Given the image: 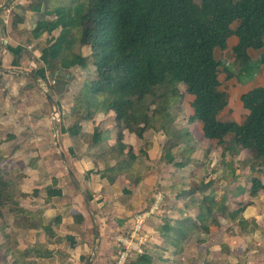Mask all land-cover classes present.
Instances as JSON below:
<instances>
[{"label": "trees", "instance_id": "obj_1", "mask_svg": "<svg viewBox=\"0 0 264 264\" xmlns=\"http://www.w3.org/2000/svg\"><path fill=\"white\" fill-rule=\"evenodd\" d=\"M36 1L37 4L31 5L30 9L40 18L30 33L31 37L40 39L45 34L59 33L41 52L40 60L45 67L34 73L46 81V70L56 62L57 69L68 71L75 67L86 68L93 59L98 77L86 83L80 91L76 113L82 116V120L94 123L98 116H107L111 112L115 115L114 146L110 147L108 139L103 137L107 131L100 124L95 126L92 137V145L105 150V170L96 172L103 179L111 184L120 175L130 181L134 179V183L142 180L140 155H146V151L137 153L133 147L127 148L123 143L125 134L143 139L148 130L161 128H166L167 137L162 159L185 177L183 171L192 163L200 146H197L199 142H194L196 138L189 128L174 127L172 106L180 95V84L194 97L191 106L195 112L188 118V124L199 122L202 138L222 148V160L214 172H220L224 180L236 178L234 162L224 161L230 148L250 150L264 165V86L241 97L244 110L248 111L244 123L221 120L219 115L228 106L229 95L221 90L222 63L215 57V51L225 50L228 39L236 36L239 43L233 48V55L237 69L226 68L230 72L228 78L237 77L239 82H244L255 76L259 66L264 68V54L258 64L248 54L250 49L264 47V0H201L200 5L197 0ZM82 47L91 48V57L81 53ZM7 49L14 58L12 66L20 68L27 49L23 45H9ZM0 69H3L1 63ZM59 129L62 134L70 136L82 132L79 125ZM228 137H232V142L226 146ZM112 161L114 165L110 164ZM190 183L189 180L182 181L180 188L184 192L177 197L184 195L191 199L192 203L186 206L188 209L198 203V215H186L174 225L164 224L160 228L165 243L176 253L183 251L185 239L198 235L210 223H217V213L237 223L243 231L251 225V231L255 228L254 221L242 216L245 207L229 212L226 201L215 204L212 195L202 194L200 200L193 198L195 193H204L203 189L211 188L214 181L203 185L201 182L196 188H190ZM56 185L54 179L53 184L46 187L48 200L63 196ZM173 189L176 191L179 187ZM261 191L264 192V184L255 177L250 195L256 197ZM38 194V190L32 193L33 196ZM86 194L93 201L94 197L89 192ZM21 197L18 185L6 178L0 166V220L8 210L20 215L18 220L22 223L26 221L30 227L39 226L54 237L50 226H44L41 220L36 222L37 217L20 206ZM78 220L83 222L84 218L79 215ZM58 224L59 219L55 222ZM4 237L7 251L16 258L15 264H23L19 257L24 252L13 250L12 237L6 234ZM69 240L74 246L73 238L69 237ZM49 255L37 254L38 257ZM153 261L152 255L144 253L135 256L129 264H152Z\"/></svg>", "mask_w": 264, "mask_h": 264}, {"label": "crops", "instance_id": "obj_2", "mask_svg": "<svg viewBox=\"0 0 264 264\" xmlns=\"http://www.w3.org/2000/svg\"><path fill=\"white\" fill-rule=\"evenodd\" d=\"M0 2V8L7 4L13 8V14L10 16L3 15L4 11L0 13V40L3 39L4 41L3 46H0L2 68L5 70L20 69L12 66L14 58L9 53L7 46L23 45L20 43L24 39H26L27 47L33 50L37 46H42L41 49L37 47V50L34 51L42 64L40 60L42 50L52 38L58 36L59 32H54L51 35L45 34L40 39L31 37L27 40L28 35L31 36L30 33L39 20V15L33 12L30 7L28 8L31 0H14L13 3H10V0H0ZM238 43L239 39L236 36L230 37L227 41V48L216 50L215 57L222 63L221 72H224L225 80L230 82L229 88L225 86L223 88V91L229 95V104L220 113L219 118L222 119L223 116H226L223 121L242 124L247 119L248 111L244 110L241 97L257 87L264 86V68L262 65L259 66L255 76L244 82H239L237 77L228 78L230 72L226 68L233 71L237 69L233 48ZM24 47L26 48V46ZM81 53L85 57H91L92 51L90 47H82ZM248 54L252 61L258 64L264 54V47L260 50L250 49ZM21 63L25 70L36 71L32 67H27L31 63L35 65V61L30 62L24 57ZM90 67L91 65L86 68L75 67L68 71L57 69L56 75H53V84L48 91L58 106L56 119L53 108L39 86L36 82L28 80L27 77H18L17 79H20L18 82L11 81L5 89H0L3 92L0 94V166L6 178L15 182L21 190L20 206L32 212L37 217L36 222L41 220L44 226H50L55 234L54 237H51L43 228L39 226L30 227L26 221L22 223L18 220L21 218L20 215H14L8 210L5 211L4 219L0 220V264L16 263V258L14 259L5 247L4 234L12 237L13 250L24 252L20 257L17 256L23 264H87V259L91 254L95 237L94 229L88 219L89 214L84 208V200L81 194H78V190L72 183L62 161L55 140V125H58L60 148L66 155L72 171L85 193L89 192L94 197L91 205L94 212H97L96 219L101 232L94 264L117 263L115 239L118 235H126L132 230L134 212L137 210L133 209H142L141 206L146 199L145 192L148 193L145 190H148V187H152L154 185L152 183L157 181V174H160V171L157 170V165L153 163V158L149 152L146 154L150 159L147 165L148 171L147 169L144 171L142 168L143 173L140 175L144 178L136 183H132L125 175H120L115 183L111 184L96 173L105 170L106 162L105 152H102L104 148H96L92 145L94 128L100 124L106 129L107 133L103 137L108 139V144L112 147L116 143V123L113 112L107 116H98L96 123L82 120V116L76 113V99L80 91L86 82L94 81L98 77L96 68L92 71ZM73 73L78 76L77 78L88 75V79H85L78 89H75L71 83L72 80H75ZM91 73L94 74V77L91 76ZM58 74L62 75L61 80L58 79ZM221 74L219 79L222 84ZM6 76L17 77L18 75ZM57 80L61 81L62 85L60 82L57 84ZM7 89L11 93L5 97L4 92ZM11 94L14 98H11ZM13 101L14 104H11ZM78 125L82 127L80 134L76 132L75 135L70 136L59 131L62 126L68 129ZM197 127L202 137L199 122ZM9 136H14V138H9ZM143 139L134 134L126 133L123 143L126 144L127 148L133 147L136 151H140ZM152 148L155 149V144L152 145ZM248 151L250 150L230 148L227 149L226 154H231L234 157L233 160L235 159L234 161L238 160L244 163ZM141 159L144 160V157ZM255 160L259 161L260 167L256 168L254 172L261 174L263 180L261 177L259 178L264 184V165L262 160ZM114 163L112 161L110 164L114 165ZM235 167V179L232 178V181L227 183L225 180L219 179L220 181L216 183L219 188H222L221 186L231 188V190L227 189L230 194L225 191L226 189L219 196L211 193L212 201L215 204L223 201H226V204L236 203L237 205L232 208L233 210L226 205L229 212L238 210L239 204L243 203L242 207H245V210L242 216L246 220L254 221L255 228L251 231V225L247 231H243L237 223L225 220L222 213H217L215 215L217 223H210L196 235L195 240L200 244L198 247L199 258H192L195 256L191 254V249L185 244L188 239L184 241L183 251L185 253H176L173 247L165 243L160 234V228L164 224L174 225L178 219L177 214H184L182 217H185L187 212H190L191 209H186L184 206L182 208L184 210L179 208L181 201L185 198L183 195L181 200H177V207L170 206L173 208L172 210L162 209L163 204H161L160 212L145 225L144 233L148 236V240L143 248L145 253L153 256L152 264H264V192L261 191L256 197H252L250 195L252 180L249 185H245L241 174L242 170L240 171L237 163H235ZM173 169L175 170V168ZM252 169L249 167V171L244 173L249 175L253 171ZM10 171L13 176H11ZM183 172L186 173V170ZM172 174L170 180H161L160 185L163 192L161 195L164 199H166V195L170 196L176 203L178 194L184 192L180 188L182 181H188V179H183L181 176L183 174H178L176 171ZM54 179L57 180L55 188L62 190L63 196L48 200L46 187L52 185ZM175 186L179 187L176 191L173 189ZM119 187H124L123 195H125V190H128L132 196L127 204L122 202L121 194H115V201L111 200V194L117 192ZM167 187L169 188L167 189ZM35 190L39 191L37 196L32 195ZM204 194L208 196L207 193ZM157 196L156 193L153 195L154 202ZM114 206L116 207L114 208ZM176 209L178 210L175 216H166L165 213L172 214L171 212ZM79 215L84 218L83 222L78 220ZM122 217L128 220L124 219L123 221ZM57 219H59V224L55 225ZM229 229L232 230L229 231ZM69 237L73 238L74 246ZM38 253H50L51 255L38 257ZM156 258H158L157 261ZM134 259L135 257L132 260Z\"/></svg>", "mask_w": 264, "mask_h": 264}, {"label": "rangeland", "instance_id": "obj_3", "mask_svg": "<svg viewBox=\"0 0 264 264\" xmlns=\"http://www.w3.org/2000/svg\"><path fill=\"white\" fill-rule=\"evenodd\" d=\"M13 2H14V0H10V3H13ZM46 3L47 2L45 1V6L47 5ZM196 3L198 5H200L201 4V0H197ZM36 4H37L36 0H31L30 6L31 5H36ZM27 5H29V4H27ZM30 6H28V8ZM2 7H4V6H2ZM9 7H10L9 4H7L6 8H9ZM2 12H3L2 14H4L5 10L3 9ZM12 14H13V10H12V12L10 14H8V16H10ZM39 18H40V16H39ZM30 38H31V36L28 35L27 40L30 39ZM25 40L26 39H24L23 42H21L20 44H23L24 46H26V48H29V47H27V45L25 43ZM47 40H48V38H47ZM3 43H4V41H3V39H1L0 40V46H3ZM37 47H38V49H41L42 46L41 47L37 46ZM37 47H35L34 50L31 49V48L27 49L26 52L23 55V58L25 57V59L29 60L30 62L35 61V65L33 63H31L30 65L27 66L28 68L32 67L33 70H38L40 68H44L45 67L44 64L43 63L41 64L39 59H37V56L34 54V51L37 50ZM89 65H91L90 69L93 71L95 69V67L93 65V59L90 60V64ZM57 68H58V64L56 62L55 65H53L51 68L49 67L46 70L47 80L46 81L41 80V82H40V84L47 91L50 90L49 87L51 86V84H53V82H52V80L54 79L53 75H56L55 73L57 72ZM0 70H2V69H0ZM12 70H15V69H12ZM17 70H19V71H27V70H25L23 65H21L20 69H17ZM28 72H31V71H28ZM221 73H222L221 74V79H222V82H223L221 90H223L224 86L226 88L230 87V82L225 80L224 72H221ZM73 74H74V79L75 80H72L73 82H71V83L75 86V89H78L83 84L85 79H88V75L87 76L86 75H82V77L77 78L78 76H76L75 73H73ZM21 76L25 77L24 75H18L17 77H8L6 75H0V89H5L8 86V83L11 82V81H14L15 83L18 82L20 79H17V78L18 77L20 78ZM79 76H80V74H79ZM91 76L94 77V74L91 73ZM58 79L59 80L62 79V75L61 74H58ZM6 80H8V81H6ZM28 80L33 81L30 78H28ZM59 80H57V84L60 82V84L62 85L61 81H59ZM80 80H81V82H80ZM86 83H88V82H86ZM9 90H10V88H9ZM179 91H180V95L178 94L179 97L176 98V101L174 102V104L172 106V113H173V115L175 117L174 127L177 128V129L189 128V130L193 133V135L196 138V140L194 142H199V143H197L198 144L197 146H200L198 148L197 154L196 155L194 154V159H193L192 163L188 167H186V169H185L186 170V173H185L186 175L184 174L185 177H183V179L187 178L189 180V182H191L190 183V185H191L190 188H196L198 185L201 184V182H202V185H203V184L208 183L210 181H214V183H213L211 188L206 189V190L203 189V191H204V193H207V195H209V194L212 195L214 193L216 196H219L220 194H222V191L224 189H226L225 191H227V189L231 190V188L226 187V186H225V188L223 186H221L223 189L219 188L218 185L216 186V183H218L220 181L219 179H222L220 177V172H218V173L214 172V168L218 164H220V162L222 160V158H221L222 148L217 146L215 142L211 143L210 141L204 140L201 137V135L199 134L200 131L198 130V127H197V123L198 122H195L192 125L188 124V118L191 115H193L194 112H195L194 108L191 106L192 102L194 101V97L189 95V94H187L186 88L182 84L179 85ZM2 93L3 92L0 91V94H2ZM4 93H5V97L6 96L8 97L9 94L11 93V91H8V89H7ZM11 96H12L11 98H14L13 94H11ZM11 104H14V101ZM4 115H6V114H4ZM225 119H226V116H223V118L221 120H225ZM158 126H159V124H158ZM165 131H166V128H164L163 130H162V128L160 130L158 129V131L154 130V129L148 130L145 133V135H144V139L141 141L142 142V149L141 150H145L146 154H147V152L150 153V156L153 158V163H155L157 165V170L160 171V174H157V181L155 183H152L154 185H152V187L151 186L148 187V190H145L148 193L145 192V194H146L145 198L146 199L144 200V203L141 206L142 209L141 210L138 209V208L133 209V210L137 209L134 212V214L139 213V212H143L144 210L149 209L154 204L153 195L155 193L156 194L163 193L162 189H161V185H160L161 184L160 183L161 180H163V179L170 180L171 176L173 175L172 173L176 171V170L173 169L174 167L169 166L167 164V162L164 159H162L163 147L165 146V144L167 142V137H166V132ZM231 142H232V137H228L227 138V142H226V146L230 145ZM154 144H155V149L152 148V145L154 146ZM188 148L190 149V146ZM223 148H225V146ZM140 151H136V152L138 153ZM102 152H105V151L103 150ZM175 152H178V149H175ZM140 156H141V158L144 157V160L140 159L141 164L144 165L143 167L140 165V170H142V168H143V170L146 171L147 165H148V162H150V159H148L149 157L146 156V155H140ZM108 158H110V156H108ZM233 158L234 157H232L231 154H228L227 157L224 158V161H226V162H234V164L235 163L238 164V168L240 169V171L242 170L241 174L243 175V178H244L243 182H245V185H249V182H251V180H253L255 177H257V178L261 177V179L263 180V177L261 176V174H258V172L257 173L254 172L256 168L260 167V164H258L259 161L255 160L253 152H251V151L247 152V154L245 155L244 163L238 161L237 159H236L237 161H234L235 159L233 160ZM105 167H106V165H105ZM249 167L253 168L252 169L253 171L251 173L249 172L250 174L247 175V173H244V172L245 171L246 172L249 171ZM147 171H148V169H147ZM10 173H11V176H13L11 171H10ZM177 173L178 174H183L181 172H177ZM181 176H183V175H181ZM131 180H133L131 182L134 183V179H131ZM222 180H224V179H222ZM225 181H226V183L228 181L231 182L232 178L228 177L227 179H225ZM123 188L124 187H119L117 192H115V193L113 192L111 194V196H112L111 200L115 201V196H116L115 194H121L120 197L123 200L122 202L127 204L132 196L130 194L126 193V192H125V195H123V192H122ZM168 188L169 187H167V189ZM227 192L230 194V191H227ZM204 193H202V192L201 193H195L197 195H195V194L194 195L196 196V198H198L197 200H200L202 194H204ZM194 195H193V198H195ZM176 198H175L176 199L175 200L176 203H175L174 200L170 198V196L166 195V199H164V201L162 202L163 206L161 205L163 207L162 209L172 210L174 207H177L178 206L177 205L178 204L177 200H181V198L180 199H178V197H176ZM155 200H156V198H155ZM190 203H192L191 199L189 197H185L184 200L181 201V205H180L179 208L182 209L183 206L186 207ZM193 205L194 206L191 208L190 212H187L186 215L192 216V217H196V214L198 212V208H197L198 203L193 204ZM226 205H227L228 208L232 209L237 204L236 203H234V204L227 203ZM239 205H240L239 206V208H240L244 204L240 203ZM116 206H114V208ZM170 206H173V208H170ZM206 207H209V206L206 205ZM84 208H85V206H84ZM186 209H188V208H186ZM177 210L178 209H176L173 212H171L172 214H170V213H169V215L167 213H165V214H166L167 217H169L170 215L171 216H173V215L175 216ZM182 210H184V209H182ZM95 214H97V212H95ZM132 214H133V212H132ZM124 216H126V215H124ZM176 216L178 218L176 220H180V219L184 218V217H182V216H184V214H180V215L177 214ZM122 218H123V221H124V219L128 220L125 217H122ZM88 219L91 222L90 217H88ZM168 220H170V219H168ZM225 220H227V219H225ZM225 227H227V226L225 225ZM231 230L232 229H229V231H231ZM195 239H196V236H192V238L188 239L186 241V243H185L186 247L188 246V248L191 249V254L192 255L194 254L195 257L192 256L193 259L199 258V255H200V252H199V249H198L200 244ZM115 250H117V247H116ZM184 253H185L184 251L181 252V254H184ZM117 256H118V254L116 253V257ZM157 259L158 258H156V261H157Z\"/></svg>", "mask_w": 264, "mask_h": 264}, {"label": "built area", "instance_id": "obj_4", "mask_svg": "<svg viewBox=\"0 0 264 264\" xmlns=\"http://www.w3.org/2000/svg\"><path fill=\"white\" fill-rule=\"evenodd\" d=\"M5 14H10L13 10L12 7L5 8ZM164 200L163 195L160 193L156 197L154 204L143 212L134 215V225L132 230L126 235H118L115 239L117 247V263L116 264H129L132 259L144 254L143 246L146 245L148 236L145 232V225L152 219L154 215L160 212L161 204Z\"/></svg>", "mask_w": 264, "mask_h": 264}, {"label": "water", "instance_id": "obj_5", "mask_svg": "<svg viewBox=\"0 0 264 264\" xmlns=\"http://www.w3.org/2000/svg\"><path fill=\"white\" fill-rule=\"evenodd\" d=\"M5 8H6V6L0 8V13ZM0 75H24L25 77L30 78L34 82H36V84L39 86L41 92L46 96L50 106L53 108L54 118L56 119L57 114H58L57 103L55 102L53 97L50 95V93L46 89H44V87L40 84L41 79L39 78L38 75H36L34 72L19 71V70H5V69L0 70ZM54 131H55L56 144H57V147L59 149L62 161H63V163H64V165L68 171V174H69V177H70L72 183L74 184V186L76 187V189L81 194V196L84 200L85 208L89 214V217L91 219V222H92V225L94 228L95 237H94V241H93L92 251H91V254L89 255V257L87 259V264H94V260H95L96 255H97V250L99 248V242L101 239L100 226H99L98 221L96 219V214L92 208L91 201L88 199L87 194L83 190L80 182L78 181L74 172L72 171V169H71V167L67 161L66 155L62 152V150L60 148V143H59V139H58V125H55Z\"/></svg>", "mask_w": 264, "mask_h": 264}]
</instances>
